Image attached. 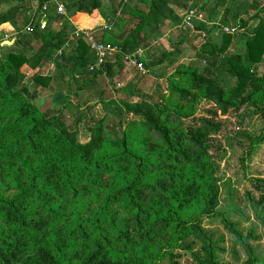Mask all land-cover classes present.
I'll use <instances>...</instances> for the list:
<instances>
[{
    "label": "trees",
    "instance_id": "obj_1",
    "mask_svg": "<svg viewBox=\"0 0 264 264\" xmlns=\"http://www.w3.org/2000/svg\"><path fill=\"white\" fill-rule=\"evenodd\" d=\"M263 1L251 0V18L257 24L244 36L240 50L233 46L232 34L222 33L218 47L206 37V66L202 70L188 66L186 87L170 89L180 103L174 112L155 101H122L116 98L122 93L119 90L102 102L103 111L118 120V135L105 129L104 119L91 120L90 139L80 144L76 131L38 110L27 83L33 88L48 87L52 79L43 76L42 69L51 65L85 83L103 76L112 84L118 63L110 61L90 72L94 59L82 40L62 50L70 34H66L67 24L79 16L91 18L101 8L100 0L68 4L63 0L66 16L56 15L50 7L43 30L31 11L35 7L41 18L48 0H0V29L13 27L19 47L0 59V264H62L43 245L49 231L89 249L91 256L85 264H124L129 255L157 240L162 242L167 234L178 249L190 251L192 243L200 246L202 258H195L194 264H222L219 244L201 227L202 219L211 218L217 206L219 167L210 150L215 137L227 134L229 118L245 108L254 107L264 118V73L258 76L256 72L264 57ZM170 2L150 0L145 10L133 13L127 30L109 33L101 26L94 32L102 43L133 54L146 47L162 22L175 19ZM21 12L28 14L18 28ZM52 24L61 28L54 31ZM27 26L33 38L25 32ZM184 31L200 35L210 28L197 24L194 30ZM137 59L148 70L149 65ZM220 77L231 80V87ZM125 116L133 119L123 121ZM132 122H137L144 140H133L123 132ZM101 182L107 183V192L99 209L76 223L66 222L54 200L74 197L84 185L98 190ZM253 187L264 201V180L254 181ZM6 188L13 196L5 195ZM195 198L200 219L192 224L181 215ZM116 206L123 217L113 211ZM229 231L234 236L233 259L239 261L236 247H241L247 255L245 264H253L252 250L233 227ZM51 246L55 248L53 241Z\"/></svg>",
    "mask_w": 264,
    "mask_h": 264
},
{
    "label": "rangeland",
    "instance_id": "obj_2",
    "mask_svg": "<svg viewBox=\"0 0 264 264\" xmlns=\"http://www.w3.org/2000/svg\"><path fill=\"white\" fill-rule=\"evenodd\" d=\"M74 1L76 0H64L65 4ZM149 2L150 0H100L99 11L91 18L79 16L71 20L67 24L66 34L72 33L75 27L97 31L105 25L110 26L107 31L109 33L127 30L133 13L145 10ZM250 4L251 0H171L169 6L175 13V19L162 22L159 30L151 35L146 47L137 56L149 65L147 74L142 75L117 59L114 61L118 63V67L114 69L112 84L103 76L89 84L77 80L68 71L62 72L47 65L42 69V75L51 77L48 87L33 88L30 82L27 83L29 92L34 96L33 104L45 116L52 117L64 127L76 131L80 144H86L90 139L88 128L91 120L104 119L105 129L118 135V120L103 111L102 102L114 98L119 90L122 93L116 98L122 101H155L163 104L167 112H174L180 103L170 93V89L186 87L184 81H187L186 76L190 73L186 69L188 66H193L195 70H202L206 66L207 58L203 52L206 37L218 47L224 30H234L233 46L238 50L242 48L244 36H248L257 24L251 18L253 12ZM35 10L34 7L31 14L40 23V16ZM191 10L200 11L203 15V24L210 28L208 33L204 31L200 35L192 32L186 34L182 29V16ZM27 14L21 12L18 15V28L22 26ZM50 28L58 31L61 25L52 24ZM32 34L31 32L28 37L33 38ZM15 36L16 30L10 25L0 29V59L5 57L9 49L18 50L19 47L14 43ZM175 50H178L179 55ZM256 72L258 76L263 75L264 57ZM219 79L227 86L231 87L233 84L231 80L223 77ZM257 112V109L249 106L240 115L229 118L230 128L227 134L222 139L215 137L214 143L212 141L210 152L219 167L217 206L211 218L202 219L201 227L219 244L222 264H245L247 261V255L241 247H236L239 261L232 257L234 236L229 233L232 227L252 250L255 260L253 264H264V201H261L262 193H258L253 187L254 181L264 180V118ZM131 119L133 118L123 117L126 122ZM173 128L172 126L171 129ZM123 132L133 140L145 138L137 122H132L130 126L125 125ZM106 192L107 183L101 182L98 190L91 187L86 189L84 185L78 188V194L74 197L56 198L55 207H58L59 214L66 222L76 223L92 216L99 209ZM4 193L7 196L14 194L9 188ZM146 201L148 204L150 199ZM199 208V200L195 198L182 210L181 219L192 224L197 222L200 219ZM113 211L119 213V218L124 216L118 206ZM225 224L230 227H225ZM163 237L162 242L155 239L157 241L153 240L155 242L152 244L142 247L139 253L129 255L124 264H194L195 258H202L198 244L192 243L190 251L181 250L170 243L172 237L169 234ZM43 239V245L49 249V256L59 263L85 264L91 256L89 249L73 244L65 235L56 238L49 231L44 234ZM52 241L54 249L51 246ZM189 241L193 242V239L190 238ZM107 261L108 255L104 258V262Z\"/></svg>",
    "mask_w": 264,
    "mask_h": 264
},
{
    "label": "built area",
    "instance_id": "obj_3",
    "mask_svg": "<svg viewBox=\"0 0 264 264\" xmlns=\"http://www.w3.org/2000/svg\"><path fill=\"white\" fill-rule=\"evenodd\" d=\"M50 7L54 8L55 14L58 16H66L65 9L62 3V0H48L41 8L40 14V29L43 30L47 26V13L50 10ZM204 18L203 15L198 11H188L183 14L181 19V27L183 30H194L195 25L203 24ZM60 25V24H59ZM103 30L109 29L107 25L102 26ZM227 34H233L234 30H224ZM26 33H31L32 28L27 26L25 28ZM77 39L82 40L87 47L89 48L91 54L93 55L94 63L89 67V71H94L102 67L107 62H114L119 59L121 62L127 66L134 68L138 73L145 75L148 73V70L145 66L138 61L137 56L141 52V49L136 51L133 54L122 53L119 48L102 43L94 31H86L78 28H74V31L70 33L67 37V40L62 48V50L67 49L72 42H75Z\"/></svg>",
    "mask_w": 264,
    "mask_h": 264
},
{
    "label": "crops",
    "instance_id": "obj_4",
    "mask_svg": "<svg viewBox=\"0 0 264 264\" xmlns=\"http://www.w3.org/2000/svg\"><path fill=\"white\" fill-rule=\"evenodd\" d=\"M72 23V22H71ZM72 25H73V23H72ZM74 26V25H73ZM75 27V26H74ZM5 28V27H4ZM76 28V27H75Z\"/></svg>",
    "mask_w": 264,
    "mask_h": 264
}]
</instances>
